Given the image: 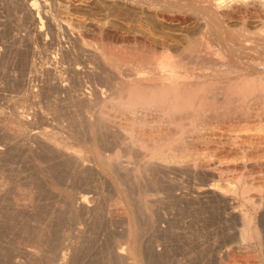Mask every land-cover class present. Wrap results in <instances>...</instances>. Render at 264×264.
<instances>
[{
    "label": "rangeland",
    "instance_id": "374dc122",
    "mask_svg": "<svg viewBox=\"0 0 264 264\" xmlns=\"http://www.w3.org/2000/svg\"><path fill=\"white\" fill-rule=\"evenodd\" d=\"M31 1L34 0H0V112H4L3 116L5 113H7L8 116L11 117L16 116L15 119H17L19 115L20 119L22 109L24 112H26L27 110V112H29L27 117L28 121L25 122L26 124L23 125V123H19L22 124V126L20 125L19 127L22 131L17 130L18 127H15L19 125L15 124L17 120L14 122L13 117V119L9 117V119H12L11 121L7 120V114H5V120V116L3 117L0 113V264H264V203H262L263 205L259 204V207L258 205H251L253 215L254 217L256 216V219L254 218L253 221L255 223L253 224L255 226H253V228H260V230L258 231L262 232L259 233V235H263H260L261 238L260 236H258L259 239L256 236L254 237L255 239L252 238L250 240L244 241L245 243L240 242L241 238H239L240 236H238V234L240 235V228L242 226L240 225L241 221L239 220V209L234 208H236V204L239 207L238 203L240 202L241 198L239 195L229 194L228 192L225 193L220 188L216 186L213 187V185L211 184L213 182L225 184L229 180H235V177L233 179L231 175H236V172H239V169H237L236 172L235 170L225 171L224 174H222L221 178H219V176L211 178L212 176L209 177L207 171L202 172V170H199L202 173H198V171H194V168L193 170L188 166H186L187 169L186 167L184 168V166L182 168L180 166H171L167 169H161V173H159L160 169H151V167L147 165V153L146 156L143 155L145 154V151H143L144 149L141 150V152L140 150H137L136 152V149L133 150V147V149H131L130 145L127 148V142H123L125 144L121 142L123 144L122 145L120 141H117L115 135L113 136L111 132L106 133V131H104L98 133L97 136L96 133L91 132L87 121H84L85 118L87 119L88 111L91 110L90 112H95L96 110H99L98 107L101 106V103L100 106H98L99 98L97 96L101 94H99V90L104 88L103 86H107L105 85L106 83L102 79H100L101 77H99V74L102 72V70L100 72L99 70L102 69L100 67L103 65V60H100L99 58L101 57V59H103L102 51H104V41L103 39H101V35L98 34L99 28L96 27L104 26L105 28L108 27L109 29H115L116 26H118L119 28H127V25L131 23H128V21H135L139 19L138 17L140 16V18L143 19L142 15L148 16L149 18L147 17L146 21L152 23L151 20L154 17L153 12L148 10L145 5L143 6L138 4L140 5V8L138 5L136 6L137 3H132L129 0L122 1H128V3L130 2V5L132 3L135 5V7L134 5L130 6L126 2L129 5L127 6V4H124L121 0H37V9L39 11L36 9L35 13L33 12V10L29 9V3H31ZM125 6L130 8V12ZM120 7H122V11L120 10ZM142 7H144V9ZM137 9H140V11H137ZM118 10L120 11L118 12ZM143 10L147 11L144 12ZM255 10L256 9H252L248 12L246 11L248 15L246 14V12L243 13L245 15L236 14V16L232 17V20H234H231V22L230 20H228L229 24L231 23L232 29H234L232 33H234L233 35L235 36H232V38L234 37L235 41L238 40V38L240 39V37L242 36L244 37L245 34H248L245 32L248 27L249 28L247 31H249L251 27L253 31L258 30L259 27L264 28L263 26H261L264 23V18L262 19V17H264V11H260L259 13H257L258 11L256 10L255 12ZM125 11H127V13H125ZM108 12L110 14L109 16ZM122 12L125 13V15ZM128 12L133 13L129 14ZM134 12H137V14H134ZM260 13L262 15H260ZM38 14H40L41 19H43L44 21V25H42L43 27L39 24L38 17H36ZM126 14L128 19L124 17L126 16ZM255 14L257 17L255 16ZM51 16L54 20L50 19L49 21V18ZM120 16L122 17V19L120 18ZM128 16H131L130 19ZM145 16L144 20L146 19ZM123 17L125 20L123 19ZM133 17H135V19H133ZM55 19L58 20V24L62 25V27L60 25L59 30L56 26H53L55 23L52 25L53 22H57V20ZM99 19L102 20V22ZM241 19H244L245 21L243 20L241 23ZM258 19L260 20V22L258 21ZM107 21L109 23H107ZM115 21H117L118 23ZM245 22L246 24H248L246 25ZM102 23L105 25H103ZM39 25L42 27V29H40ZM93 25H95L94 28ZM76 26L78 27V30ZM246 26L247 28H245ZM255 26L259 27L256 28ZM243 27L245 28V30ZM197 28V25L195 26L194 24V26L191 28L192 30L190 29V34L195 35V37H193V40L199 37ZM79 29L82 31V34ZM84 30L87 34L84 33ZM87 30H89L90 32ZM240 30H244L245 34H243L244 32L242 31L240 32ZM194 31L196 34L194 33ZM250 31L249 37L253 32L252 31L250 33ZM73 33H76V36ZM90 36L92 37V39ZM88 37L90 38V40H88ZM246 37L247 35L245 36V38ZM60 38L62 41L60 40ZM128 38H130V40ZM128 38H126L127 43L133 45L132 43H134V41H131L133 40L132 37ZM126 39L123 41L122 39H115L116 41H113V45L115 43V46L126 45ZM120 40L123 44L120 43ZM187 40L188 39L184 37L183 42L180 43L179 47L183 48V45L187 43ZM97 41H101L102 44H98ZM128 44L126 45L127 47ZM101 45L103 46L101 47ZM101 48H103L102 51ZM88 49L90 50L88 51ZM130 49L131 53L133 49L134 53H138L137 49H135V45H133ZM115 51L118 52V50ZM253 51L257 53V51ZM140 53L141 52H139V54ZM224 53L229 54L228 50L223 51V54ZM129 54L130 52L127 56L131 58L141 57L139 56V54H137L136 57V53L130 54L132 56L134 55L133 57L129 56ZM77 56L80 58H78ZM118 56L119 55H117V57ZM63 60H65V62ZM125 65L128 67V64ZM126 66H124V70L127 68ZM70 67H74L72 68L74 71L71 70ZM77 67H79V69ZM60 68L62 69L60 70ZM65 68L67 70H65ZM95 71L96 73H99H97V77ZM61 77L65 78L63 79ZM62 79L64 80L65 84L68 83L69 85L66 84V86H64L65 84H63L64 82ZM66 80L69 81L66 82ZM83 91H86V96L89 95L93 102L92 104H94L95 106L92 104L89 106L88 102L84 104L85 102L83 100V103H81L80 99H82V94H84ZM77 98L79 99V101ZM74 100L78 103H76ZM82 108L84 109V111ZM66 110L68 111L66 112ZM112 111L114 112L115 110ZM84 112H87V114ZM118 113L116 112V114ZM17 114L19 115L17 116ZM121 114L122 113H119L120 117L124 116V114H122V116ZM238 114L241 116H235L233 114V117L229 116L224 118V121L222 120V124L221 122H217L216 124H214L215 126H210L212 128L207 126L208 131L206 132L205 130L204 134L207 139L210 137V140H206L204 142L203 147H206V149H202L201 151L203 153L204 151H206V153H204V157L206 156L205 159H208L210 157L209 160L212 163H218L220 161L227 162V160L228 162L231 160L234 163L237 161L239 162L240 160V162L244 163L242 164V166L246 164L241 169L242 173L244 174L245 172V174H250H247V176H251L252 180L249 177L248 179L254 182L255 185H258V181L264 176V170L260 172L255 171L256 173H252V171H250V160H248L247 157L243 158V144L241 145L239 141L237 142L236 140H234V137L232 139V136L239 134L242 135L245 132L244 130H241L245 128V115L240 113ZM19 119L18 122L20 121ZM228 119L230 120L227 121ZM230 121L231 123L229 124ZM83 122H86V125ZM218 123L219 126H217V129H215L214 127H216ZM11 125H13V127H15L16 129L11 127ZM54 125L56 126V128ZM220 125L223 126L221 127ZM46 126L48 129L50 127L55 128L54 131H56L57 133L60 132V135L67 140V147L69 146L66 151H71V153L68 152L67 154V152L64 151L60 152V150L58 151L57 149L52 147L51 144L48 145L49 143H47V139H44V137L39 134V130L46 128ZM60 127L64 130H62ZM7 128L13 130L8 131L9 129ZM25 129L27 131H25ZM214 129L216 132L214 131ZM16 130L20 133H17ZM23 130L25 131L26 135L22 134L24 133ZM28 131H30L31 133H27ZM212 131L214 132L212 133ZM14 132L15 134H13ZM207 133H212V135L207 137V135H209ZM9 135L10 138L8 137ZM19 135H21L22 137ZM118 136L120 137L121 135L119 134ZM212 136L213 138H211ZM100 138L102 140H100ZM215 138L218 139L216 140ZM112 139L115 142H113ZM212 140L214 141V143L212 142ZM232 141H236V144ZM207 142H210V144L212 142L213 144L210 145L209 143L207 144ZM215 142L219 144L217 145L218 147L216 146ZM46 143L47 146L45 145ZM120 145L122 147H120ZM95 146L97 151H104L106 154L110 153L112 155H118L117 152L119 150L121 154H123H120L121 156L119 155V159L121 158L120 161H122L123 164L125 163V165H128L129 162V165L132 166H136L135 163L139 164L138 162H141L142 165H145L146 163V165L144 166L145 168H141L140 166V169L144 172L141 173V170H139L140 173L136 172L134 174L133 172H128V174L127 172H124L125 170L123 171L122 168V170L117 168L116 172L115 167V171L113 169L112 171H109V169H111V166L113 165H111L110 168L109 165L106 166L107 164L105 163V165H103V163L99 161L96 155L97 151L95 150ZM116 146L118 147V149ZM231 146L236 150L233 152L234 154L232 153L229 156H225L220 153V149ZM78 148L80 149V152ZM210 148L212 150H210ZM214 148L218 151H216ZM81 149H83L82 153L86 154V156L84 155L86 159H83L84 165L82 164L85 168L81 167L82 165L80 162V165L78 164L79 159H77V157H75L76 155L73 154L74 152H72L74 150L79 154L81 153ZM111 149H113V151ZM131 152L134 153L132 154ZM125 153H128V155L130 153L129 158ZM134 154L135 156H133ZM137 154H139L140 157ZM136 157L140 159H137ZM134 158L135 162L133 161ZM141 159H145V163ZM241 159L244 161H242ZM147 167H150L149 172H147ZM153 169L155 171L158 170L157 175H159V177H155L157 176V171L155 172L153 171ZM170 169L172 170L170 171ZM151 170L152 173L150 172ZM189 170H191L192 172ZM120 171H123L121 172L122 174L120 173ZM115 172L119 174H115ZM193 172L195 174H193ZM204 172L207 175H205ZM124 173L125 179L123 178ZM130 173L133 174L130 175ZM166 173L167 175H165ZM136 174L139 177L138 181L140 182L139 184L141 186L137 184V181H134L136 179L132 178L134 176V178L138 179ZM140 174H144L142 175L144 178L140 177ZM160 174H163L162 177L160 176ZM120 175L122 177H120ZM149 175L153 176L150 177L151 181L154 182L155 179L157 180V184H154L150 181V179L148 178ZM197 175H199L200 178ZM223 175H225L226 177ZM247 176L244 175V180L247 179ZM222 177H228V180L226 181V179H223ZM145 179H148L150 182H147L148 180L144 181ZM253 179L255 181H257L258 179L259 180L255 183ZM219 180L222 183L219 182ZM263 180L264 177L260 181L261 184L264 183ZM122 182H124V185ZM134 182H136V184ZM132 183L134 185H132ZM149 183H151L152 185ZM3 184L5 185V187ZM121 185L126 187L123 188ZM137 185L140 187L137 188ZM160 186L162 189L160 188ZM211 186L212 188H210ZM15 187L16 189H14ZM126 189H129L133 192L135 191V193L137 194L127 191ZM143 189L145 192L143 191ZM140 192L142 193V196L147 194V196H145L147 198L145 199L151 198L149 200H146V202H149V204H147L149 205L150 210L152 209L154 212L149 218L148 216H145L147 214L143 213L139 215V220H133V217L135 216H132V214H134V212H138L135 210H138L139 208V204L137 203H139L140 201L138 200V198L140 197ZM146 192H148L149 194ZM253 192L258 195V193H256L255 191ZM253 192L251 193L254 194ZM81 193L89 194L91 200L87 205H84L82 201H79V196L81 195ZM131 193L133 194V197ZM134 195H136V197H139L136 198ZM228 196L229 198H231L229 199ZM18 198L20 201L18 200ZM238 198H240V200ZM132 199L135 202H138L135 204ZM129 200L132 201L130 202V204L132 205L129 204ZM235 201L239 202L236 203ZM151 204L152 208L150 207ZM131 206H134L136 208L132 209ZM131 211L133 212L131 213ZM234 212L238 213L236 215V218ZM130 219H132L133 222H140H137L139 229L137 227V224L129 222ZM135 225L137 227L136 229ZM130 227H134L133 229H135L136 231L139 230L140 235L138 233V236L135 233L136 231L133 233L134 230H130ZM129 231H132L131 233L134 234V236L131 234V238ZM226 234L229 236H227ZM135 235H137V238L140 237V240L138 239L139 242L134 239ZM136 242L139 243L140 248L134 247L137 246ZM125 245L127 246V249H125L126 251L124 250L125 252L122 254L119 250H121L122 246ZM130 247L135 252H133ZM133 248H135V250ZM30 249H34L33 251H36L37 253L40 251V253L38 255L35 254L34 256V253H29Z\"/></svg>",
    "mask_w": 264,
    "mask_h": 264
},
{
    "label": "bare ground",
    "instance_id": "6f19581e",
    "mask_svg": "<svg viewBox=\"0 0 264 264\" xmlns=\"http://www.w3.org/2000/svg\"><path fill=\"white\" fill-rule=\"evenodd\" d=\"M129 1L132 3L135 2V4L137 3L136 6L138 4L143 5V6L145 5V7L148 8V10L152 11L154 17L152 16L153 17V19L151 18L152 20L149 19V20H151L152 23H150L149 21H146L148 16L142 15L143 19L140 18L141 17L140 16V17H138L139 19H137L135 21H128V23L129 22H131V23H129L127 25V28H124V27L119 28L118 26H116L115 29H111V28L109 29L108 27L105 28L104 26H99V27L97 26L96 27V28H99L98 34L101 35L100 37H101V39H103V41H104L103 44L105 46L104 47L103 45H101V47L103 46V48H104V51H102L103 48H101V51L103 53V55H102L103 59H101V57L99 58L100 60H103V65L100 67L102 69L99 70V72L101 70H102V72L100 74L98 72L97 73L99 74V77H101L100 79H102L106 83L105 85H107V86L106 87L103 86L104 88L99 90V94L101 93L100 94L101 96L100 95L97 96L99 98V105L98 106H100V103H101V106L98 107L99 110H96L98 112H96V111L90 112L91 110L88 111V114H87V112H84L87 114V119L85 118L86 120L83 117L84 121H87V124H88L91 132L96 133L97 136H98V133H101L104 131H106V133L111 132L113 134V136L115 135L117 141H120V143L121 142L122 143L127 142V145H126L127 148L130 145L131 146L130 148L131 149L134 148L133 150L136 149V152H137V150H140V152H141V150L144 149L143 151H145V154H143V155L146 156V153H147V156H146L147 157V165L150 166L151 169L152 168L160 169L159 173H161V169H167L171 166H180L181 168L183 166H184V168L186 166H188V167H191V169L194 168L195 170L194 169L193 170L195 172L198 171V173H202L203 171H205V172L207 171L208 172L207 174H209V177L212 176L211 178H214L216 176H219V178H221L222 174H224L225 171L235 170V172H236V170L239 169V172H236V175H234V174H233L234 176L231 175V177H233V179L235 177V180H233V181L229 180L227 183H225V184L223 183L224 185L220 184V183H214L213 181H212L213 183H211V184L213 185V187L216 186V187L220 188L225 193L228 192L229 194H234V195L240 196L241 200H240V198H238L240 200V202L238 201L239 202L238 203L235 201L236 203L239 204V207L236 204V208H234V209H239L238 210L239 217H240L239 220L241 221L240 225L242 226L240 228V235L238 234V236H240L239 238H241L240 242L250 240L256 236H257V238L260 235L262 236L263 234L259 235V233L262 232V231L261 232L258 231V230H260L259 227H258L259 229L253 228V226H254L253 224H255L253 221H254V218L256 216L254 217V215H253V212L251 210V208H252L251 205H253V206L258 205V207H259V204L261 205L262 203H264V183L261 184V182H260L264 176L261 179L259 178L260 180L259 179H258L259 181L257 180L259 182L258 185H255L254 182H252L248 179V177H249L252 180L251 176H247L248 173L245 174L244 171H243L244 174L242 173L241 169L246 164L244 166H242V164H244V163L240 162V160H239V162L237 161L234 163L231 160H230L231 162L230 161L228 162V160H227V162H222L219 160L220 162H218V163H212L209 160L210 157L208 159H205L206 156L204 157V153H206V151H204V153H203L201 150L206 149V147L205 148L203 147V144L206 140H208V141L210 140L209 136L212 135V133L215 131V129H217V126H219V123L216 125V127H214L215 129H214V131H212L211 134H209V133H207L209 135L206 134L207 137H209L208 139L206 138V136L204 134L205 130H206V132L208 131L207 126L213 127V126H215L214 124H216L217 122H221V124H222L224 121V118L229 117V116L233 117V114L235 116H237V115H239L238 113H240V114L245 115V119H244L246 121V123H244L245 128L241 129L242 131L244 130L245 132L242 135H240V134L235 135L237 137L232 136V139L234 137V140H236L237 142L239 141L241 143V145L242 144L244 145V146L242 145V148H243L242 150H243V154H244L243 158L247 157V159L250 160L249 161V164L251 166L250 171H252V173L253 172L256 173L257 171L260 172V171L264 170V56H263L264 55V28L258 26L259 29L253 31L251 29L252 28L251 27L250 30H252L253 32L249 30L250 33L252 32V34H250V37H249V31H247L249 27L247 28V26H246L245 27V28H247L246 30L243 27L245 32L248 34H245L244 30L243 31L240 30V32L241 31L244 32L243 34H245V36L247 35V37L245 38V36L244 37L242 36L243 38L240 37V39L238 38V40L235 41V38L234 37L232 38V36H235V35H233L234 33H232V31L234 29H232L231 23L229 24V21H228V20H230V22H231L232 17L236 16V14L240 15L246 11L247 12L251 11L252 9H256L258 11L257 13H259L260 11H264V0H129ZM126 2L128 3V1H126ZM126 2H123V3L125 4ZM132 3H131V5L133 6L134 4H132ZM29 4H30L29 9L33 10V12L36 13L37 0L31 1V3H29ZM128 4H127V6L130 5V4L129 5ZM140 5H138V6L140 7ZM109 7H112V6H109ZM134 7H135V5H134ZM120 8H121L120 10L122 11V7H120ZM126 8H128V7H126ZM136 8H138V7H136ZM142 8L144 9V7H142ZM113 9H112V11H113ZM129 9L130 8H128V10ZM120 10H118V12ZM256 10H255V12H256ZM127 11H125V13H127ZM132 11H133V9H132ZM134 11H136V10H134ZM137 11H140V9L139 10L137 9ZM146 11L147 10H145L144 12H146ZM98 12H101V11H98ZM118 12H117V14H118ZM129 12H130V10H129ZM247 12H246V14H247ZM253 12H254V10H253ZM125 13H123V14L125 15ZM131 13H133V12H131ZM131 13H129V14H131ZM135 13L137 14V12H134V14ZM97 14H99V13H97ZM146 14H148V13H146ZM109 15L110 14L108 12V16ZM243 15H245V14H243ZM260 15H262V14L260 13ZM144 16L146 17L145 20H144ZM255 16H256V14H255ZM36 17H38L39 24L41 26L44 25V21H43V19H41L40 14H38ZM124 17L127 18V14ZM124 17H123V19H124ZM128 17L130 19L131 16H128ZM135 17H133V19H135ZM54 18H56V17H54ZM120 18L122 19L121 16H120ZM237 18H238V15H237ZM263 18L264 17H262V19ZM50 19L54 20V19H52V16L49 18V21H50ZM79 19H80V17H79ZM113 19H115V18H113ZM133 19H131V20H133ZM55 20H57V19H55ZM243 20L241 19L240 22L242 23ZM100 21L102 22V20H100ZM108 21H107V23H109ZM258 21L260 22L259 19H258ZM51 22H53V21H51ZM115 22H117V21H115ZM240 22H238V23H240ZM263 22H264V20H263ZM58 23L59 22L57 20V22L56 21L53 22L52 25L54 24L53 26H56L57 29L59 30V27L61 24H58ZM123 23H124V21H123ZM120 24H121V22H120ZM194 24H195V26L197 25V27H198L197 33H198L199 37H197L196 39L193 40V37H195V35L190 34V31L192 30L191 28L194 26ZM245 24H246V22H245ZM95 25H93V28ZM103 25H105V24H103ZM106 25H109V24H106ZM239 25H241V24H239ZM41 26H40V29H42V27H43V26L42 27ZM110 26H112V25H110ZM261 26L264 27V23ZM61 27H62V25H61ZM69 27H71V26H69ZM113 27H115V26H113ZM258 27H256V28H258ZM76 28L78 30L77 26H76ZM90 28H91V26H90ZM241 28H242V26H241ZM81 29H82V27H81ZM82 31H83V29H82ZM82 31H81V34H82ZM87 31H89V30H87ZM75 32H76V30H75ZM84 33H86L85 30H84ZM84 33H83V35H84ZM194 33H195V31H194ZM93 34H94V32H93ZM241 34H239V35H241ZM62 37H63V34H62ZM128 37H132L133 40H131V41H134V43H132V44L135 45V49H137L138 53L135 52L136 53L135 54L133 52L134 49L132 50V53H131L130 48L133 45L127 43L126 38H128ZM184 37L188 39L187 43L185 45H183V48H180L179 47L180 43L183 42ZM91 39H92V37H91ZM115 39H117V40L122 39V41L126 39V45L128 44L129 48L126 45L115 46L116 43L113 45V43H114L113 41H116ZM128 39L130 40V38H128ZM60 40H61V38H60ZM88 40H90V38ZM101 41L100 42L97 41L98 44H100ZM122 41L120 43H122ZM131 41H128V42H131ZM129 45H131V46H129ZM90 49H88V51ZM115 50H118V52ZM226 50H228L229 54H226V53L223 54V51H226ZM253 50L257 51V53H255ZM101 51H100V53H101ZM129 52H130V54H135V56L137 54H139V52H141L142 54L141 53H140L141 55L139 54V56H141V57L136 56L137 58H131V57L127 56ZM130 54H129V56H132ZM96 55H98V54H96ZM115 55H116V57H115ZM117 55H119V56L117 57ZM227 55H228V57H227ZM69 56H70V54H69ZM73 56H74V54H73ZM60 58H62V57H60ZM78 58H80V57H78ZM242 58L246 59V60H243ZM70 60H69V62H70ZM63 61L65 62V60H63ZM71 63H72V61H71ZM98 64H99V62H98ZM125 64H128V67ZM68 65H69V63H68ZM122 65H123V67H122ZM124 66L127 67L126 68L127 71H126V69L125 70L123 69ZM61 67H63V66H61ZM72 68H74V67H72ZM72 68L70 67L71 70H73ZM77 68L79 69V67H77ZM86 68H87V66H86ZM48 69H49V67H48ZM61 69L62 68H60V70ZM78 69H76V70H78ZM65 70H67V69L65 68ZM95 73H96V71H95ZM97 73H96V77L98 75ZM68 76H70V75H68ZM68 76H66V77H68ZM61 78H63V77H61ZM68 81L66 80V82H68ZM91 81H92V79H91ZM63 82H64V80H63ZM83 82H84V80H83ZM63 84H65V82ZM66 84L69 85L68 83H66ZM66 84L64 86H66ZM78 85H79V83H78ZM85 85H87V84H85ZM94 86H95V84H94ZM71 89H73V88H71ZM85 92H84V94H82V97L80 96L82 98V99H80V101H81V103H83L82 102V100H83L85 102L84 104H86V102H88V105L90 106L93 102H92L91 98L89 97V95L86 96ZM88 93H90V92H88ZM77 94H79V93H77ZM90 96H92V95H90ZM94 97H95V95H94ZM73 99H74V97H73ZM78 101H79V99H78ZM76 103H78V102H76ZM92 105H94V104H92ZM96 107H97V105H96ZM86 108H87V106H86ZM112 110H115L117 113L118 112L122 113V114H124V116H122V114H121L122 117H120L119 113L116 114V112L115 111L113 112ZM67 111L68 110H66V112ZM83 111H84V109H83ZM23 112L24 111L22 109V114H21L20 119H19V116H20L19 114H17V116L19 115L17 117V119H15L16 116L15 117L12 116L14 118V120H13L14 122L17 120V122H15L16 125L19 123H23V125H24V124H26L25 122L28 121L27 117H28L29 112H27V114H26V112H24V113ZM0 113L3 116L4 112H0ZM18 113H20V112H18ZM5 114H7V113H5ZM5 114H4V116H5ZM86 114H85V117H86ZM1 115H0V117H1ZM7 116H8V114H7ZM58 116H62V115H58ZM83 116H84V114H83ZM239 116H241V115H239ZM9 117L12 118L11 116H8L7 120L11 121L13 118L9 119ZM2 118H1V120H2ZM18 119L20 120L19 122H18ZM230 119H228L227 121H229ZM5 120H6V116H5ZM68 122H70V121H68ZM27 123H29V122H27ZM230 123H231V121L229 122V124ZM235 123H233V124H235ZM13 125H14V123H13ZM13 125H11V127H13ZM20 125L22 126V124H19L15 127L19 128ZM69 125H70V123H69ZM80 126H83V125H80ZM220 126L222 127L223 125H220ZM15 127H13V128H15ZM212 127H210V128H212ZM18 128H17V130L22 131L20 128L19 129ZM50 128H52L53 130ZM50 128L48 129L46 126V128H44L42 130L40 129L39 134L42 135L44 137V139H47V141H48L47 143H49L48 145L51 144V146L54 147L55 149H57L58 151L59 150H60V152L64 151V152H67V154H68V152L71 153V151H66L69 147V146L67 147L68 144H66L67 140L65 138H63V136L60 135V132L57 133L56 131H54L56 126H55V128H53V127H50ZM204 128H206V129H204ZM7 129H9V128H7ZM7 129H6V131H7ZM10 130H13V129H9L8 131H10ZM17 130H16V132H17ZM62 130H64V129H62ZM25 131H27V130L25 129ZM25 131H24V133H22V132L21 133L26 135ZM32 131H34V130H32ZM209 131H210V129H209ZM9 133H11V132H9ZM27 133L30 134L31 132L28 131ZM13 134H15V132ZM96 134H93V135H96ZM119 134L121 135L120 137L118 136ZM213 135H215V134H213ZM19 136H21V135H19ZM8 137L10 138V135ZM21 137H19V138H21ZM23 138H25V137H23ZM211 138H213V136ZM106 139H108V138H106ZM215 139L217 140L218 138H215ZM100 140H102V139L100 138ZM213 140H212V142L214 143ZM98 141H99V139H98ZM218 141H220V140H218ZM113 142H115V141L113 140ZM212 142H211V144H210V142H207V144L209 143L210 145H212L213 144ZM235 142H233V143H235ZM47 143L45 144L46 146H47ZM125 143H123V144H125ZM218 143H220V142H218ZM118 144H119V142H118ZM217 145H219V144L216 143V146ZM24 146H25V144H24ZM214 146H215V144H214ZM120 147H122V146L120 145ZM211 148H210V150H212ZM233 148H232V146L227 147V148L226 147L222 148V149H220V153H222L225 156H229L234 151H236ZM117 149H118V147H117ZM78 150L80 152L79 148H78ZM95 150H96V146H95ZM111 150L113 151V149H111ZM133 150H131V151H133ZM215 150L218 151L217 149H215ZM76 151L73 150L72 152H74L73 154L76 155L75 157H77V159L80 160V161L78 160V164L80 162L81 165L82 164L84 165L83 159H86L85 158L86 154L82 153L83 149H81V153H79V154H78V152L76 153ZM143 151H142V153H143ZM103 152L97 151L96 152L97 154L96 153L95 154L97 155L99 161H101L103 163V165L107 164L106 166L109 165V167L111 165H113V166H111L112 168L110 167L111 169H109V171L110 170L112 171V169L115 171V168H116V172H117V168H118L120 170L123 169V171L125 170L124 172H127V173L133 172L135 174L136 172L140 173V171H139V170H141L140 166H141V168H145L144 167L146 165L145 159L142 160L144 156L142 157L141 160L144 161L145 165L144 164L142 165L141 162H138L140 165L135 163L136 166H132V165H129L130 162L128 165H125V163L123 164L122 161H120L121 158L119 159V155L121 154V152L119 150H118L119 153L117 152L118 155H116V154L112 155L110 153L106 154L105 152L104 153ZM124 152H125V150H124ZM135 154L133 156H135ZM121 155H123V154H121ZM126 155H128V153ZM126 155H124V156H126ZM129 155H130V153H129ZM129 155H128V158H129ZM137 155H139V154H137ZM72 157H74V156H72ZM139 157H140V155H139ZM137 159H140V158H137ZM133 161L135 162V158L133 159ZM242 161H244V160H242ZM214 162H215V160H214ZM83 165L81 167H83ZM83 168H85V167H83ZM89 168H90V166H89ZM149 168L147 167V172H149V170H150ZM154 169H153V171H155ZM186 169H187V167H186ZM171 170L172 169H170V171ZM199 170L200 171L202 170V172H200ZM240 170H241V172H240ZM123 171H120V173ZM156 171L155 172L157 175L158 170H156ZM189 171H191V170H189ZM116 172H115V174H119ZM142 172H144V171L141 170V173ZM150 172L152 173V170ZM205 172H204V174H205ZM167 173L165 175H167ZM132 174L130 173V175H132ZM137 174H136V176L138 177L139 174L138 175ZM193 174H195V173L193 172ZM207 174H205V175H207ZM124 175H125V173L123 174V178L125 177ZM142 175H144V174H142ZM142 175L140 177H143ZM162 175L163 174H160L161 177H162ZM244 175L247 176L246 180H244ZM248 175H250V174H248ZM184 176H185V173H184ZM197 176L199 177V175H197ZM223 176H225V175H223ZM120 177H122V176L120 175ZM150 177H153V176L149 175L148 178L150 179ZM155 177H159V175H157ZM260 177H261V174H260ZM132 178L136 179L134 181H137V184L140 183L138 181L139 177H138V179L134 178V176ZM222 178L226 179V181L228 180L227 179L228 177L227 178L222 177ZM118 179H119V177H118ZM147 180L145 179L144 181H147ZM150 181H151V179H150ZM150 181L148 180L147 182H150ZM155 181H156V183H155ZM155 181L154 182L151 181V182H153L154 184H157L156 179H155ZM226 181H224V182H226ZM253 181H255V180L253 179ZM257 181H255V183ZM216 182H218V181H216ZM219 182H221V181L219 180ZM122 183L124 185V182H122ZM134 183L136 184V182H134ZM149 184H151V183H149ZM163 184H164V181H163ZM163 184H161V185H163ZM205 184H207V183H205ZM132 185H134V184L132 183ZM158 185H157V188H158ZM169 185H171V184H169ZM140 186H138L137 188H139ZM4 187H5V185H4ZM4 187H3V189H4ZM7 187H9V186H7ZM122 187L124 188L126 186H122ZM0 188H1V183H0ZM160 188H161V186H160ZM210 188H212V186ZM14 189H16V187ZM144 189H143V191H144ZM1 191H2V189H1ZM127 191H130V190L128 189ZM137 191H138V189H137ZM146 191H147V189H146ZM253 191L258 193V195H256ZM130 192H133V191H130ZM141 192L139 194L141 199L139 196L136 197V195H134L136 198L139 197L138 198V200H140L139 203H137L138 202L137 200H136L137 202H135L132 199L135 202V204L136 203L139 204V206L136 205L139 207V208L137 207L138 210L137 209L135 210L138 212L137 213L134 212V214H132V216L134 215L135 217H137V218L133 217L134 218V219L132 218L133 220H139L138 219L139 215H141L143 213L147 214L145 216H148V218H149L151 216V214H153V212H154L152 209L150 210L149 205H148L149 202L148 201L146 202V200H149L151 198L148 197L149 199H145V198H147V197H145V196H147V194L144 195V192H145L144 191L143 192L144 196H142ZM251 192H253L254 194H252ZM133 193L137 194V193H135V191ZM146 193H148V192H146ZM2 194H5V193H2ZM15 194H16V192H15ZM209 194H208V196H209ZM32 195H33V193H32ZM124 195H125V193H124ZM128 195H129V193H128ZM132 197H133V194H132ZM130 198H131V196H130ZM214 198H216V197H214ZM228 198H229V196H228ZM79 199H80L79 201L80 202L82 201V203L84 205H87L89 203V201L91 200L88 193H81V195L79 196ZM238 199H236V200H238ZM18 200H19V198H18ZM23 201H25V200H23ZM130 202H132V201L129 200V204H130ZM130 205H132V204H130ZM151 206H152V204L150 205V207ZM61 207H62V204H61ZM131 207H132V209L136 208L134 206H131ZM133 211H131V213ZM235 212H234V214H235V218H236V215L238 213H235ZM131 213H130V215H131ZM261 214H263V213H261ZM263 217H264V214H263ZM132 219H130L129 222L132 223L133 222ZM137 222H139V221H137ZM137 222L134 221L133 223L137 224ZM237 222H238V220H237ZM255 222H257V221H255ZM263 222H264V219H263ZM259 225H262V224H259ZM131 227H130V230L131 229H132V231L134 230L133 231V233H134L136 231L135 229L138 227V224H137V227L135 225V229H133L134 227L133 228H131ZM138 229H139V227H138ZM132 231H129L130 232V238H131V234H132L131 232ZM225 231H227V230H225ZM135 233L137 235L139 233V235H140L139 230H137ZM132 235L134 236V234H132ZM137 235H135V238L133 236L132 237L136 241L139 242L140 237L137 238ZM227 236H229V235H227ZM261 236H260V238H261ZM134 239H133V241H134ZM136 245L137 246H134V245L133 246L135 248L136 247L138 248L140 246L139 243H137ZM126 247H127L126 245L122 246V249L119 251L123 254L126 251L125 249H127ZM135 248H133V249L135 250ZM31 249L29 250V253L30 252L32 254L34 253V256H35V254L38 255L40 253V251L37 253L36 251H33L34 249L33 250H31ZM131 250H132V248H131ZM138 251H140V250H138ZM138 251H136V252H138ZM133 252H135V251H133ZM27 255H28V253H27ZM255 256H256V254H255ZM63 257H64V255H63Z\"/></svg>",
    "mask_w": 264,
    "mask_h": 264
}]
</instances>
